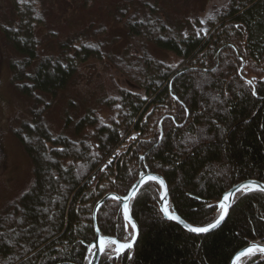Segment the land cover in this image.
Segmentation results:
<instances>
[{
  "label": "trees",
  "instance_id": "1",
  "mask_svg": "<svg viewBox=\"0 0 264 264\" xmlns=\"http://www.w3.org/2000/svg\"><path fill=\"white\" fill-rule=\"evenodd\" d=\"M7 2L0 30L20 57L10 61L12 82L31 114L13 131L33 181L0 214V264H89L96 204L110 192L127 195L142 171L165 178L175 212L196 226L218 218V203L233 186L264 182V0H230L207 28L189 24L188 32L165 20L158 4L128 0L116 22L124 23L136 56L108 53L104 27L69 36L58 55L44 54L39 28L53 0ZM152 47L176 60L159 59ZM106 58L128 85L100 101L108 119L88 110L67 119L74 136L54 133L45 97L54 99L82 66ZM0 159L6 162L1 141ZM160 205L159 183H145L130 207L139 226L135 246L117 259L106 249L99 264H230L241 248L264 241L262 190L239 191L226 220L207 234L166 219ZM97 223L121 241L133 231L112 198ZM241 264H264V255Z\"/></svg>",
  "mask_w": 264,
  "mask_h": 264
},
{
  "label": "rangeland",
  "instance_id": "2",
  "mask_svg": "<svg viewBox=\"0 0 264 264\" xmlns=\"http://www.w3.org/2000/svg\"><path fill=\"white\" fill-rule=\"evenodd\" d=\"M128 0H53L47 25L39 28L43 53L58 55L59 44L80 31L88 28L104 29L102 39L107 44L108 53L122 55L138 54L131 44L124 23L116 22V10ZM158 4L165 20L183 26L188 32L189 24L198 30L207 28L218 17L230 0H129ZM10 13L7 0H0V23ZM104 27V28H102ZM156 57L168 63L176 60L167 51L152 47ZM19 55L8 45L0 30V141L6 151V162L0 159V214L17 200L33 181L32 163L20 141L14 135L24 120H31L30 102L20 95L12 82L10 61ZM127 87L124 76L112 65L109 58L91 61L80 69L69 86L54 99L46 119L54 133L74 136L72 127L67 129V119L75 122L88 110H95L107 118L100 101L110 95H117L119 89ZM108 119V118H107ZM128 142L120 148L124 149ZM115 246L109 245V248Z\"/></svg>",
  "mask_w": 264,
  "mask_h": 264
},
{
  "label": "water",
  "instance_id": "3",
  "mask_svg": "<svg viewBox=\"0 0 264 264\" xmlns=\"http://www.w3.org/2000/svg\"><path fill=\"white\" fill-rule=\"evenodd\" d=\"M243 60V59H242ZM243 64H244V60H243ZM243 64H242V68H243ZM161 125V124H160ZM141 173H144L145 175H156V176H159L160 178H162L164 180V186H161L160 184V187H161V205H160V208L163 212V208L164 207H168L169 209V215H177L180 217V219L183 221V223H181L180 221L178 220H173V219H170L169 218V215H165V213L163 212L164 214V217L166 219H169V220H172L176 223H178L180 226H182L184 229L188 230L186 227H185V224H191L189 223L188 221H186L185 219H183L178 213L175 212L173 206H172V203H171V199H170V193H169V187H168V183L167 181L165 180V178L158 174V173H153V172H144L142 171ZM142 177L140 176V178L137 180V182H135L134 185H136V188L138 189V192L139 190L141 189V187L144 185H141L140 181H141ZM147 183V182H146ZM241 186H245L244 188H242ZM254 186H258V188H254ZM238 189H240L239 191H251V190H261V189H264V182L262 181H258V180H255V179H250V180H246V181H243V182H240L238 183L237 185L233 186L230 190H228L227 192H225L221 198L220 201H222L224 199V197L229 193H233V195L227 200L225 201V205H226V209H227V213L225 215V218L221 221V223L219 225H217L216 227L210 229L208 232H205V233H200V234H207L209 232H212L213 230L217 229L219 226H221L223 224V222L226 220V218L228 217L229 215V212L233 206V203H234V199L236 197V194L239 192ZM130 190H133L132 188ZM137 192V193H138ZM113 195H116V196H120V197H123L115 192H110L108 194H106L95 206V209H94V219H95V226H96V229L99 228L98 227V223H97V213L99 211V209L103 206V204L105 203V201L107 199H110ZM135 198V197H134ZM134 198H131L127 201L128 205H129V214H130V217H131V221H134L137 225V230H133V231H136V239L133 241V244L135 246L136 242H137V239H138V235H139V226H138V223L136 222V220L134 219V217L132 216V212H131V202ZM220 201L218 203V210L220 211V215H221V211L222 209L220 208ZM122 204V203H121ZM122 207H123V204H122ZM219 215V216H220ZM218 216V218H219ZM127 221V224L130 223L129 220H126ZM215 222V221H214ZM213 223V222H212ZM193 225V224H191ZM194 227H206L207 225L205 226H196V225H193ZM189 231V230H188ZM191 232V231H190ZM193 233V232H192ZM197 234V233H195ZM101 237H109V238H114V239H117L115 237H110V236H105L102 234L100 228H99V231H96V237L93 241V243L91 245H95V248L93 249L92 251V254L90 256V260H89V264H99L100 261H101V258L104 254V252L106 251V249H108L109 245L110 244H106V241L107 242H110L109 240H104L103 242H101ZM119 240V239H117ZM120 242H125V241H121L119 240ZM91 245L89 246V249H88V256H89V253L91 252L92 250V247ZM252 245H260V246H264V241L263 240H256L254 242H251L250 244L246 245L245 247L241 248L236 254L235 256L233 257V259L231 260L230 264H241L242 262V259L245 258V257H250V256H253V255H264V252H260V251H254L253 253L251 254H248V255H245V256H241L239 260L236 259V257L241 253V252H245L248 248H250ZM105 249V251H102L101 249Z\"/></svg>",
  "mask_w": 264,
  "mask_h": 264
},
{
  "label": "snow or ice",
  "instance_id": "4",
  "mask_svg": "<svg viewBox=\"0 0 264 264\" xmlns=\"http://www.w3.org/2000/svg\"><path fill=\"white\" fill-rule=\"evenodd\" d=\"M236 27H239V25H237ZM205 34H207V30H204ZM199 34V33H197ZM28 75H31V73H28ZM249 85L252 84V80H247L246 81ZM23 86V85H22ZM252 94L255 95L256 92L253 89ZM225 95H227V93H225ZM175 99H179L178 97H174ZM145 99H147L145 97ZM223 102V101H222ZM117 107H119V105H117ZM185 111H187V109H185ZM160 138L163 139V134L161 132L160 134ZM129 139H136V137H129ZM144 157H141V160H143ZM111 160L108 161V164H111ZM107 167V165L105 166ZM142 179L140 181L141 185L145 184L146 182L149 181H156L158 182L161 186H164V180L162 178H160L159 176L156 175H145L144 173L140 174ZM242 188H244L245 186H241ZM131 188L133 190H129L128 194L120 197V196H116L113 195L111 198L115 201H119L123 204L122 207V215L124 216V218L126 220H129L130 223L127 225H124L125 230H128L129 228H131L132 230H137V225L134 221H131V217L129 214V205L127 203V201L131 198L136 197L138 189L136 188V185H132ZM254 188H258V186H254ZM240 189H238L239 191ZM262 191H264V189H261ZM233 195V193L229 192L222 201H220V208L222 209L221 211V215L219 216V218H217L215 220V222L213 223H209L206 227H194L191 224H185V227L193 232V233H205L208 232L210 229L216 227L217 225H219L221 223V221L225 218V215L227 213V209H226V205H225V201H227L231 196ZM211 207V206H210ZM45 211H47V209H45ZM163 212L165 213V215H169V209L168 207H164L163 208ZM170 219L173 220H178L181 223H183V221L180 219L179 216L177 215H169ZM96 231H99V228L96 229ZM109 240L110 244L115 246L112 250H111V254L109 255V259H117L119 258L121 255H126L127 253L131 252V250L134 247L133 241L136 239V231H132L130 232L129 236L125 238V242H120L117 239L114 238H109V237H101V242H103L104 240ZM92 248H95V245H91ZM102 251H105V249H101ZM260 251V252H264V246H260V245H252L250 248H248L245 252H241L236 259L239 260L241 256H245L248 254L253 253L254 251ZM127 258L129 260L132 259L131 255H128ZM55 259V258H53Z\"/></svg>",
  "mask_w": 264,
  "mask_h": 264
},
{
  "label": "bare ground",
  "instance_id": "5",
  "mask_svg": "<svg viewBox=\"0 0 264 264\" xmlns=\"http://www.w3.org/2000/svg\"><path fill=\"white\" fill-rule=\"evenodd\" d=\"M106 244L108 245V244H110V242H107V241H106Z\"/></svg>",
  "mask_w": 264,
  "mask_h": 264
}]
</instances>
